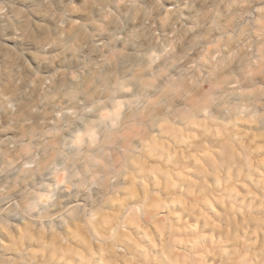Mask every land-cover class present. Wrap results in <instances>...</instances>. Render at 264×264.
I'll return each instance as SVG.
<instances>
[{
  "label": "clouds",
  "instance_id": "9594fccd",
  "mask_svg": "<svg viewBox=\"0 0 264 264\" xmlns=\"http://www.w3.org/2000/svg\"><path fill=\"white\" fill-rule=\"evenodd\" d=\"M0 264H264V0H0Z\"/></svg>",
  "mask_w": 264,
  "mask_h": 264
}]
</instances>
